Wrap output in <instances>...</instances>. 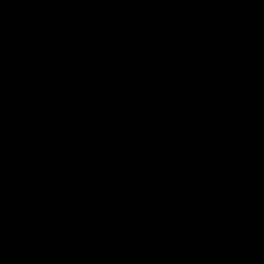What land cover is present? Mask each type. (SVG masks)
<instances>
[{"label":"water","instance_id":"95a60500","mask_svg":"<svg viewBox=\"0 0 264 264\" xmlns=\"http://www.w3.org/2000/svg\"><path fill=\"white\" fill-rule=\"evenodd\" d=\"M0 264H264V0H0Z\"/></svg>","mask_w":264,"mask_h":264}]
</instances>
